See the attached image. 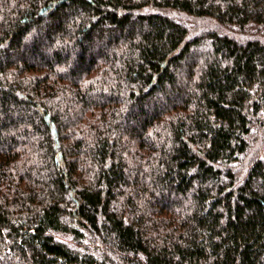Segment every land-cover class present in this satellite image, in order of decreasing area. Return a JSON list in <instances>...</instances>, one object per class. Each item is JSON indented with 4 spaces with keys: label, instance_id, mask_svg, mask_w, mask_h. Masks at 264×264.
I'll return each instance as SVG.
<instances>
[{
    "label": "trees",
    "instance_id": "16d2710c",
    "mask_svg": "<svg viewBox=\"0 0 264 264\" xmlns=\"http://www.w3.org/2000/svg\"><path fill=\"white\" fill-rule=\"evenodd\" d=\"M0 264H264V0H0Z\"/></svg>",
    "mask_w": 264,
    "mask_h": 264
}]
</instances>
